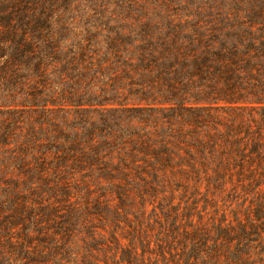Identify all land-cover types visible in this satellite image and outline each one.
I'll list each match as a JSON object with an SVG mask.
<instances>
[{"label":"trees","instance_id":"trees-1","mask_svg":"<svg viewBox=\"0 0 264 264\" xmlns=\"http://www.w3.org/2000/svg\"><path fill=\"white\" fill-rule=\"evenodd\" d=\"M0 264H264V0H0Z\"/></svg>","mask_w":264,"mask_h":264},{"label":"rangeland","instance_id":"rangeland-1","mask_svg":"<svg viewBox=\"0 0 264 264\" xmlns=\"http://www.w3.org/2000/svg\"><path fill=\"white\" fill-rule=\"evenodd\" d=\"M204 1V0H203ZM217 1H214V5L216 4ZM204 2H201L199 3V7L201 6V4H203ZM55 95V94H54ZM56 96V95H55ZM87 98V97H86ZM47 99H45V94L43 93L42 95H40V101L39 103H37V105L41 106L42 108H64L62 105L60 104H63L62 102L60 101H57V103L53 104V105H47ZM84 100H87V99H84ZM88 104V103H87ZM103 105L102 106H94L93 107H96L98 109H101V110H111V109H116V110H123L125 108H128V107H131V104H138V103H133L131 102V99H127L126 97V92L125 91H119L118 92V95H114L112 97V101L111 102H108V103H102ZM85 107V106H83ZM50 108V109H51ZM89 108H92V107H89ZM105 113V112H104ZM124 114H121V116H123Z\"/></svg>","mask_w":264,"mask_h":264}]
</instances>
